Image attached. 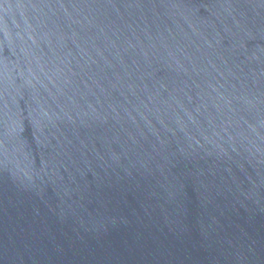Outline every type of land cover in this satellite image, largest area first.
<instances>
[{"label": "water", "instance_id": "obj_1", "mask_svg": "<svg viewBox=\"0 0 264 264\" xmlns=\"http://www.w3.org/2000/svg\"><path fill=\"white\" fill-rule=\"evenodd\" d=\"M0 264H264V0H0Z\"/></svg>", "mask_w": 264, "mask_h": 264}]
</instances>
